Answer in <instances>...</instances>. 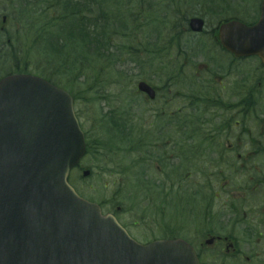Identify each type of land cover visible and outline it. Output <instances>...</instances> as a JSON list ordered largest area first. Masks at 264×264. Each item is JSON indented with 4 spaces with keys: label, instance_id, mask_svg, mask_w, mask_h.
Returning a JSON list of instances; mask_svg holds the SVG:
<instances>
[{
    "label": "flooded vegetation",
    "instance_id": "1",
    "mask_svg": "<svg viewBox=\"0 0 264 264\" xmlns=\"http://www.w3.org/2000/svg\"><path fill=\"white\" fill-rule=\"evenodd\" d=\"M263 2L166 0L170 14H177L179 23L187 24L191 18H199L203 20L204 30L200 34L185 33L193 39V46L183 43L182 49L177 51V59L170 62L176 67L164 68L159 105L150 106L144 114L135 113L136 107L131 108L129 123H122L127 127L128 139L121 141L125 145H116L113 153L106 150V155L100 157L102 164L112 167L108 174L106 169H101L102 176H111L113 183L122 186L131 181L128 178L130 172L137 163L140 164L137 167L142 169L141 175L147 177L149 171L154 180L150 186H159L155 188V195L161 194L160 187L167 182V165L173 167L182 163L193 169L194 191L198 193L200 187L207 190L204 199L207 198L211 205L213 221L216 204L221 199L223 202L219 203L218 209L222 216L241 218L240 222L230 226L227 236L215 238L212 243L213 247L226 253L229 264L235 259L242 264H264V69L256 57L238 58L225 50L218 40V32L221 25L233 20L246 25L256 24L263 18ZM177 3H181L182 8H177L180 5ZM247 11L252 13L249 19L238 15ZM207 15L211 16L210 20ZM199 52L209 54L200 61L196 59ZM174 69L177 71L176 83L168 81L167 75V70ZM202 76L209 81H202ZM192 77L197 81L190 92L186 85ZM169 104L175 107L174 113H168ZM148 113L153 114V121ZM103 122L99 126L110 124L111 128L109 121ZM113 125L118 127L120 124ZM153 153H164L166 166H152ZM219 171L226 175L223 192L217 194L212 183L215 188ZM233 173L242 174L235 183ZM149 197L146 195L143 199L152 206ZM161 201L165 203L166 198ZM165 206L167 208L166 203ZM102 208L113 214L108 203L103 202ZM114 210L121 220V207L115 206ZM134 210L130 214L138 220H132L127 227L140 228L147 233L158 228V223L146 215L136 216ZM239 211L241 216L237 215ZM154 215L162 216L161 212ZM143 219H148L151 226ZM237 226L239 237L233 234Z\"/></svg>",
    "mask_w": 264,
    "mask_h": 264
},
{
    "label": "water",
    "instance_id": "2",
    "mask_svg": "<svg viewBox=\"0 0 264 264\" xmlns=\"http://www.w3.org/2000/svg\"><path fill=\"white\" fill-rule=\"evenodd\" d=\"M198 32L201 22H190ZM231 51L264 59L262 28L232 24ZM142 92L152 90L144 83ZM84 152L73 100L39 77L0 81V264H198L184 241L143 247L67 183Z\"/></svg>",
    "mask_w": 264,
    "mask_h": 264
},
{
    "label": "rangeland",
    "instance_id": "3",
    "mask_svg": "<svg viewBox=\"0 0 264 264\" xmlns=\"http://www.w3.org/2000/svg\"><path fill=\"white\" fill-rule=\"evenodd\" d=\"M12 1L15 2L17 0H12ZM8 2L9 0H5V2L4 0H0V7L3 6L2 9L4 10L5 9L4 3H8ZM64 2L65 0H62L61 4L63 5ZM128 2L129 0H118L117 2H114L113 0H108V3H110V5L105 4L104 6L109 8L110 11L115 12V10H118L121 6H124V4ZM137 2L138 0H133L131 3H129V5L132 7L136 5ZM152 2H153V6L155 7L154 9L158 12L157 16L155 17V20L153 22H150L148 26H143V27H139L135 29L134 32L131 33V36L128 37L127 39L128 43L134 44V46L139 49L140 52L138 53L137 56H138V59L141 60L140 62L143 63L142 65H145V68L141 69V67L137 66L133 62L128 61V59H131V58L127 56L125 50H124V55L121 58L123 63L116 65L119 68V70L117 69L118 71L126 72L125 74L127 76V79H125L123 83L125 85L124 89H120V87H117V86L109 85L103 90L101 89L97 91V89H94V91L86 92L84 91L85 88H83L84 86L82 84V82L85 80L84 77H82L79 81L75 83L68 84L65 88L61 87L65 91L73 95H76L77 92L79 91L80 92L84 91L81 97L89 99V103L87 105H84L82 101H79L78 103L75 104V109L77 113L80 114L82 119H86L87 117L86 113H88L91 122L94 123L95 125V132L97 136H99L102 139V141L107 143L108 145H117V143L120 141L118 138H115L111 132H108L109 137H107L106 133L101 130V128L98 125V112H97L98 109H102L103 113H106V114L109 112H113V111H117L118 113L121 114V112H123V110L121 109V106L125 110L127 107H130L128 104H136L138 106V110L136 112L139 113V110H140L139 103L143 104V102L140 97L136 98L133 93V90L134 91L136 90L135 87H136L137 82H139L141 80L140 78H143L144 75L147 77V79L152 77L150 81H160L161 80L160 76L158 74H155L153 71L160 68L161 65L165 64V62L167 61L166 59L163 58V56H161V58L159 59L153 54V52L159 51L160 49H162L163 46L171 47L172 49H175V45H178V44H181V45L183 43H188L190 45L193 44L192 38H190L186 34L185 35L181 34L183 32V28L181 27L180 24H172L173 19L175 18V15L170 14L169 11L165 9V7L169 8L168 4L166 3L164 4L166 0H161V2L157 0H153ZM98 3L100 4L101 0H91L88 2L86 1L85 3L87 5L85 9L90 11L93 17H95V15L98 14L99 12V9H96V4ZM177 4H180L177 6V8H182L181 3H177ZM61 8L63 7L61 6L59 9ZM11 10L12 9L9 8V11ZM239 11L242 12L241 9ZM60 15L62 16V14ZM238 15H243L245 19H249L250 17H252V13L249 11H247L246 14L238 13ZM109 16H111V14H109ZM122 17H127V15L122 14ZM207 17L210 20L211 16L207 15ZM162 18H166L168 20V23L170 22L171 25L167 26V24ZM55 28H59V27L54 25L53 29L51 30V36L57 33H63L61 29L60 31L55 32ZM50 29L51 28L45 31V34L48 35L50 32ZM35 34L36 32L33 33L32 39L35 37ZM20 41H21V46H22L21 50L24 52H27L28 50V54L30 55V58L28 56L29 59L27 58L25 60V63L27 65L28 63H30L31 65H34L35 59L39 60V66L41 65L42 68H44L45 65L49 63L48 59L43 60L44 56L41 54V50H40V49H44V50L48 49L45 43L39 46L40 43L37 42L36 46L38 50L36 52L35 45H31V41H28V39H26L24 35ZM115 42L126 44L125 40L120 39L117 36H113V43ZM143 44H144V47H143ZM115 47L122 49L121 46L116 45V44H115ZM145 49L149 51L148 52L149 54L144 52ZM207 53L204 52L203 54H200L199 52L198 55L196 56V59L203 61L202 59L206 57ZM145 58H149L150 64H151L150 68L147 67L146 62H143ZM117 61L119 62V56L117 58ZM100 65L101 63L99 64V66ZM93 68L97 70V63L93 65ZM88 71L89 70H85V72H88ZM112 73H113V69L109 76L106 75V78H107L106 81H115V76ZM56 77L58 76L56 75ZM206 80L209 81L206 76H202V81L205 82ZM62 83H64V81ZM188 84L189 83H187L186 87L188 86ZM156 85L159 86V83H157ZM188 91L192 92L189 89ZM97 92L108 95L109 100L98 101V95L100 94H98ZM124 95H126L127 97L128 95H131L130 98L133 97L134 99L136 98V100L128 99L124 97ZM125 99L128 100V102H125ZM174 108H175L174 106H170V110ZM128 112H130V110ZM125 120H126V124L129 123V119H125ZM82 125L85 131L89 129L90 125L88 123H84L82 121ZM101 155H102V152L100 153V157ZM92 159H93L92 157L88 156L87 159L84 160V164H83L84 167H88L89 165H91L90 161H92ZM150 161H151L150 164L152 166L155 164H161L163 167L166 166L164 153H158V154L153 153ZM99 162L100 161L98 160L94 161V163L97 166H99ZM133 162L135 163L136 161H133ZM137 166H140V164L137 163L136 167ZM188 168L189 167L185 166L182 163L175 164L173 167H169L167 165V168H165V171L167 173L166 181L172 183V184L168 183L167 185V191L169 194V198L171 194H177L171 200L165 201L167 208L165 206V203L161 201V200L164 201L163 194L161 193V194L155 195V189L151 187L149 184V183L151 184L154 183V180L149 175V171L146 172L147 177H144L143 175H141L143 173L142 169H132V171L130 172V176H128L129 179L131 178V181H129L128 183L124 185L121 193L122 195H127V194L133 195V200L139 199L140 194H142L144 197L146 195H149L150 196L149 198L152 200L153 204L152 206H148V209H147L148 216L147 217L151 219L153 222L158 223V226H157L158 228L153 229L152 233H147L141 230L140 228L130 227L129 229L134 235L140 238L145 236L146 239L159 238V235L165 234L164 231L167 230L168 226L171 227V229H173L175 233H179L180 235L181 234L189 235V232L186 231L187 227L185 229L182 228V230H179L178 227H181V226L178 223L168 221V218L170 217L169 214L172 212L171 210H169V207L173 210L178 205L185 203L184 207L186 210L192 208V205H193L194 212L198 213L199 208L205 206V209H207L209 206L208 199L207 198L204 199V196L207 195V190L204 188L198 191V193L195 192L192 188H190L187 191L188 194L191 195V198H190L191 203H187L186 201H184L178 196V193H181V191L179 190V187L174 184L177 183L181 185L182 187V182H181L182 178L185 176L188 178H191L190 171H192L193 169H188ZM151 174L154 176L153 172H151ZM73 175H74L72 176L73 185L76 188V190L83 196V198H90L95 201L102 202V201L109 200V197L113 195L111 194V189H106V190L103 189L102 181L98 179L97 177L96 178L94 177L92 179L88 178L89 180L88 179L81 180L79 178L81 176V172L79 171H76ZM233 175H234L233 181H238L240 179L239 175H235L234 173ZM224 184H225V181H222L220 184H218V186L215 187L216 188L215 189L212 183V188L215 192L220 193V192H223L222 187L224 186ZM195 193L199 194L200 196L197 198L195 196ZM222 202H223V199L219 200L218 203L216 204L217 210H216V216H215V219H216L215 228L217 232L219 233H222L226 229L230 230V226H232L234 222L241 219L240 217H227V216L222 217L221 215H219L220 209H218V206H219V203H222ZM153 212L157 214L158 213L160 214L161 212L162 216H158V215L156 216L154 215ZM188 215H192V214H188ZM237 215L241 216V211L237 212ZM193 218L199 219L200 216L199 217L193 216ZM122 219L126 223L130 222V218L126 214L122 215ZM219 219H221L220 222H219ZM144 220L146 223L149 221L148 219H144ZM147 224L151 226V224L149 223ZM237 228H239V226L234 227L233 234L239 237L240 233L236 232ZM191 238L192 240H194L196 236H192ZM221 260H222V257L217 255L216 261L218 262Z\"/></svg>",
    "mask_w": 264,
    "mask_h": 264
},
{
    "label": "trees",
    "instance_id": "4",
    "mask_svg": "<svg viewBox=\"0 0 264 264\" xmlns=\"http://www.w3.org/2000/svg\"><path fill=\"white\" fill-rule=\"evenodd\" d=\"M54 1L56 0H37L34 6L37 10H24L25 16L32 19L33 27L36 28L35 42L32 41L31 45H35L36 52L38 50L37 42L40 43L39 46L45 43L48 47L46 50H40L44 56L43 60L48 59L49 63L44 68L37 63L34 73L55 85L64 87L84 77L85 80L82 84L86 92L94 91V89L103 90L109 83L119 82L122 73L114 75L115 81H106V75L109 76L112 68L118 63L117 58L121 49L115 47V44L128 51L130 43H113V36L124 39V37H129L135 29L148 26L150 19L155 17L153 16L155 7L150 5V10H147V8H143V4H140L137 9L132 8L131 10L124 4L114 12L104 6L105 4L110 5L108 0H101L100 4H96V9H99V12L93 17L92 13L85 9L87 7L86 1L91 0H68L65 2L64 9L57 14H53V11L57 9L51 7V3ZM142 1L145 2V0ZM28 5L24 3V6ZM38 13L39 21H36L33 18ZM122 14L127 15V17H122ZM54 25L59 27L55 28V32L61 29L63 33L51 36ZM127 27L128 29L132 28V32L124 33L123 29ZM49 28L51 29L47 35L45 31ZM146 52L149 51L146 50ZM28 56L29 54L25 52L23 62L20 63L17 60L10 72H27L29 65L25 63V60ZM129 58L133 60V57ZM96 63L97 70L93 68ZM85 70L89 71L85 72ZM63 81L64 83H62ZM84 91L77 92L74 95L76 99H80Z\"/></svg>",
    "mask_w": 264,
    "mask_h": 264
}]
</instances>
